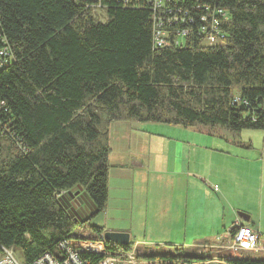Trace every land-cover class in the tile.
<instances>
[{"label":"trees","instance_id":"obj_1","mask_svg":"<svg viewBox=\"0 0 264 264\" xmlns=\"http://www.w3.org/2000/svg\"><path fill=\"white\" fill-rule=\"evenodd\" d=\"M93 3L0 0V48L10 58L0 69V253L19 250L24 264L64 239H102L96 225L87 237L74 234L87 225L76 228L58 194L81 187L93 214L104 210L111 122L264 130V0H170L192 11L202 5V14L204 6L219 8L223 38L213 45L197 39V21L192 38L173 44L178 20L164 47L153 41L151 5L100 0L102 22ZM199 251L178 246L139 256L163 264H264ZM82 257L93 264L103 254Z\"/></svg>","mask_w":264,"mask_h":264},{"label":"crops","instance_id":"obj_2","mask_svg":"<svg viewBox=\"0 0 264 264\" xmlns=\"http://www.w3.org/2000/svg\"><path fill=\"white\" fill-rule=\"evenodd\" d=\"M129 128L132 131L125 132ZM242 130L233 132L224 128L223 131L204 135L201 172L197 166H190L189 162L183 164L184 153L189 156L188 145L175 143L172 146L164 136L148 133L140 124L132 121L111 122L108 126L110 166L107 173V200L100 213H117L120 217L124 211H131L134 204L139 209L146 201L154 203L160 200L165 202L163 206L171 213V218L177 221L176 236L183 234L182 237H186L185 228L191 209L188 198L194 195L199 199L198 194L202 193V222L214 223V230L207 234L210 239L214 237V242L203 241L192 247L202 246V250L210 247L220 251L216 249L218 243L215 238L221 232L216 233V236L214 233L218 227L227 225L229 228L236 220L253 227L260 236L264 230V199L261 191L264 186V130L249 129L252 130L249 133H242ZM152 143L155 145L152 146ZM160 143L164 144L167 152L170 151L169 154L179 155V161L176 157L173 160L166 158L165 162L168 160V163L164 164V170L156 169L155 166L160 165L161 160L151 155L153 147L156 149ZM113 146H116V154L112 152ZM164 171L168 179L155 183L152 189L154 178L149 179V175ZM80 189L76 186L62 191L58 198L71 196L74 190ZM98 225L103 227L104 232H127L130 241V233L124 226L107 227V223L105 226L101 223ZM176 236L167 240L177 243ZM258 242L262 246L259 237ZM229 259L228 256L224 258L226 261Z\"/></svg>","mask_w":264,"mask_h":264},{"label":"rangeland","instance_id":"obj_3","mask_svg":"<svg viewBox=\"0 0 264 264\" xmlns=\"http://www.w3.org/2000/svg\"><path fill=\"white\" fill-rule=\"evenodd\" d=\"M93 17L99 21H104L106 19L105 9L99 5L93 7L92 9ZM133 123L140 124L142 129L148 133L152 134H159L164 136L165 139H168L169 143L172 146H175V143L188 145L189 147V156L184 153L183 164H187L189 162L190 166H197L199 170L202 172V139L205 138V134L223 131L224 128H211L210 126L206 125H195V126H175L169 125L164 123H157V122H139V121H132ZM132 130L126 129L125 132H131ZM249 129H244L242 133H249ZM121 133V131H119ZM185 142V143H183ZM155 145V143H152ZM113 151L116 152V146H113ZM154 149V147H153ZM151 151V155L155 157H159L161 160L160 165H156V169H163L164 164L168 163V160L165 159L169 158L173 160L174 157L177 158L179 161V155H171L169 152L166 151L164 144L160 143L156 146V149ZM188 151V150H187ZM186 152V150L184 151ZM116 154V153H115ZM187 157H189L187 159ZM220 164H223L220 162ZM167 174L165 171L157 172L149 175L150 178H154L152 180V189L155 188V183L162 182L161 180L168 179ZM216 186V185H214ZM262 199H264V186L262 187ZM259 197V193H258ZM197 196L192 195L189 197L190 203V214L188 216V221L185 228L186 237H177L178 234V227L176 226L177 221L171 218V213L163 206L164 203L160 200L155 201L154 203H146L144 202L138 209L136 205L132 207L131 211H124L123 215L119 217L116 213H110L109 215H104L103 213L93 214L95 211V206L85 192L84 189L74 190L71 193V196L62 197L60 202L64 204L67 212L73 219H76L78 224H76V228L79 225L86 226L87 228L79 227L74 234L81 235L87 237L90 230V225L99 226L98 223H101L105 226V223L109 224L108 226H124L125 230L130 233V242L138 243L136 246V253L137 254H144V255H156L158 257L164 256L167 254L173 253L176 246H183L186 254H196L197 250L202 252V246L192 247V245H197L206 241L210 243L213 241V238L210 239L207 237V234L214 230V223L210 224L209 221L204 224L202 222V193L198 194ZM147 199V198H146ZM166 211V212H165ZM120 218V219H119ZM224 221V225H225ZM207 230H205V227ZM112 228V227H111ZM121 228V227H120ZM86 230V231H85ZM212 230V231H211ZM180 232V230H179ZM219 236L215 238L216 242L220 243V236L225 237L221 244L223 247H220V254L224 257L228 256L229 258H237V257H249L253 259H264V230H262V234L259 236V240L261 241L262 249L258 252H251V251H238L233 252L230 249L225 248L224 246L228 245V226L225 227H218L217 232L220 233ZM92 235V234H91ZM178 238L177 243H171L168 241L169 237ZM216 236V235H215ZM159 240V241H158ZM172 240V239H171ZM160 243H158V242ZM179 241V242H178ZM168 242V243H166ZM214 242V241H213ZM259 243V242H258ZM174 244V245H171ZM204 249V248H203ZM15 254L20 259L21 252L19 250L14 249ZM210 252V251H208ZM208 254H214L212 252ZM213 261V260H211ZM206 262L203 264H223L214 262ZM202 264V263H201Z\"/></svg>","mask_w":264,"mask_h":264},{"label":"built area","instance_id":"obj_4","mask_svg":"<svg viewBox=\"0 0 264 264\" xmlns=\"http://www.w3.org/2000/svg\"><path fill=\"white\" fill-rule=\"evenodd\" d=\"M139 1H143L145 5H151L149 8L156 14L153 16L155 27L153 29V41L158 47H164L170 45L169 37L172 30H175V26L178 24V20H181L180 28L175 32L177 38L173 40V44H182L184 38L189 40L192 32V26L197 21H202L201 26L197 28V39L203 40L205 44L213 45L218 42H222L223 32L220 26L222 22L220 14H222L219 8L204 6L206 11L202 14V5L196 7L194 11L188 10L181 4V6H171L170 0H121L122 4L132 5L140 7ZM166 1V2H165ZM97 5L102 6L100 0H94L93 7ZM166 6V15L157 14L162 12L163 7ZM93 9V8H92ZM195 15L198 18L195 20ZM220 15V16H219ZM164 27V28H161ZM173 30V31H174ZM1 41V38H0ZM6 48L2 46L0 48V69L8 64ZM216 186H214V189ZM259 232L253 227L242 223L240 220L234 221L228 228V245L224 246L233 252L238 251H251L258 252L262 247L258 243ZM220 243L217 248L223 247ZM106 240L94 239V238H69L60 241L57 244V249L54 252H44L31 264H92L90 259L83 258V254H103V257L93 264H163L158 260H148L140 257V254L136 253L137 244L134 243L130 250H114L108 249L105 244ZM109 245L115 246L117 244L108 241ZM221 249V248H220ZM0 264H24L22 257L19 259L12 248H2L0 253Z\"/></svg>","mask_w":264,"mask_h":264},{"label":"water","instance_id":"obj_5","mask_svg":"<svg viewBox=\"0 0 264 264\" xmlns=\"http://www.w3.org/2000/svg\"><path fill=\"white\" fill-rule=\"evenodd\" d=\"M245 219H247L245 217ZM104 240L113 242L118 245H129V234L127 232L119 231H105L103 233Z\"/></svg>","mask_w":264,"mask_h":264}]
</instances>
